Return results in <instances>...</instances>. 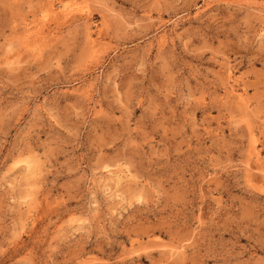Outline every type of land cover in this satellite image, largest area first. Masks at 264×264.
Listing matches in <instances>:
<instances>
[{
  "label": "rangeland",
  "instance_id": "374dc122",
  "mask_svg": "<svg viewBox=\"0 0 264 264\" xmlns=\"http://www.w3.org/2000/svg\"><path fill=\"white\" fill-rule=\"evenodd\" d=\"M0 264H264V0H0Z\"/></svg>",
  "mask_w": 264,
  "mask_h": 264
},
{
  "label": "bare ground",
  "instance_id": "6f19581e",
  "mask_svg": "<svg viewBox=\"0 0 264 264\" xmlns=\"http://www.w3.org/2000/svg\"><path fill=\"white\" fill-rule=\"evenodd\" d=\"M123 173V172H122ZM249 181V180H248Z\"/></svg>",
  "mask_w": 264,
  "mask_h": 264
}]
</instances>
